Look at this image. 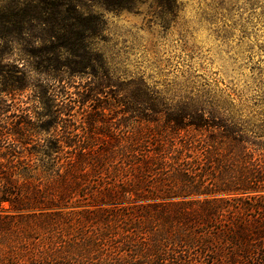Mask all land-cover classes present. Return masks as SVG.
I'll use <instances>...</instances> for the list:
<instances>
[{
    "label": "trees",
    "instance_id": "16d2710c",
    "mask_svg": "<svg viewBox=\"0 0 264 264\" xmlns=\"http://www.w3.org/2000/svg\"><path fill=\"white\" fill-rule=\"evenodd\" d=\"M114 1L129 10L138 0ZM33 8L2 15L0 42L26 43L30 71L65 90L58 99L42 88L41 111L23 115L20 147L0 163V264H264V141L248 123L201 97L172 101L141 77H113L91 42L103 26L76 6L69 23L38 19L62 40L39 58L22 15ZM16 83L9 92L33 87L25 74ZM64 233L82 243L31 249Z\"/></svg>",
    "mask_w": 264,
    "mask_h": 264
},
{
    "label": "rangeland",
    "instance_id": "374dc122",
    "mask_svg": "<svg viewBox=\"0 0 264 264\" xmlns=\"http://www.w3.org/2000/svg\"><path fill=\"white\" fill-rule=\"evenodd\" d=\"M60 3L65 8L60 9L61 14L54 13L57 11L54 5ZM114 3V0H0V36L8 33L2 27L5 20L2 15L12 16L9 12L12 8L34 7L22 15L33 18L29 31L39 40L32 48L43 58L48 53L42 52L44 49L62 40L51 39L53 34L48 32V25L39 26V20L53 25L69 23L65 19L74 13L68 7L76 6L103 26L91 42L93 49L104 57L113 77L123 80L141 77L172 101L201 97L230 107L234 115L255 131L250 134L264 141V131L255 129L264 126V0H138L129 10H118ZM27 46L24 42H0L2 164L6 163L5 153L9 149L20 147L16 129L23 115L34 119L41 111L43 105L38 101L42 88L56 91L58 99L65 90L63 85L30 71L29 64L34 69L37 60L25 59L23 49ZM38 49H42L40 54ZM23 74L30 77L31 90L9 92ZM110 117L106 120L112 134H117L122 126L117 128L116 120ZM31 145L28 143L26 147ZM63 236V241L57 234L50 235L49 240L42 237L32 241L31 249L49 253L72 242L82 243L70 241L65 233ZM14 262L28 264L26 258Z\"/></svg>",
    "mask_w": 264,
    "mask_h": 264
}]
</instances>
